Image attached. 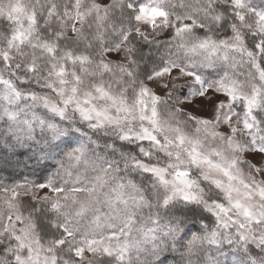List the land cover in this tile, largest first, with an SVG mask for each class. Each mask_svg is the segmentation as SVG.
<instances>
[{"label": "snow or ice", "instance_id": "obj_1", "mask_svg": "<svg viewBox=\"0 0 264 264\" xmlns=\"http://www.w3.org/2000/svg\"><path fill=\"white\" fill-rule=\"evenodd\" d=\"M0 264H264V0H0Z\"/></svg>", "mask_w": 264, "mask_h": 264}]
</instances>
